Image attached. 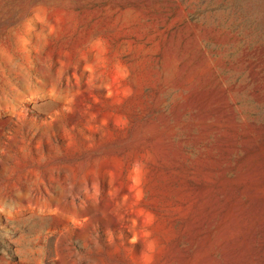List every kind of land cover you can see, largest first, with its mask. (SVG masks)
Wrapping results in <instances>:
<instances>
[{"label":"rangeland","instance_id":"rangeland-1","mask_svg":"<svg viewBox=\"0 0 264 264\" xmlns=\"http://www.w3.org/2000/svg\"><path fill=\"white\" fill-rule=\"evenodd\" d=\"M0 264H264V0H0Z\"/></svg>","mask_w":264,"mask_h":264}]
</instances>
